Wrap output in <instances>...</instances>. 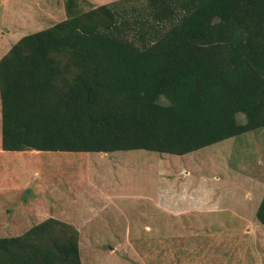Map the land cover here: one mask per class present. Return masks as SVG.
Here are the masks:
<instances>
[{
	"label": "trees",
	"instance_id": "obj_1",
	"mask_svg": "<svg viewBox=\"0 0 264 264\" xmlns=\"http://www.w3.org/2000/svg\"><path fill=\"white\" fill-rule=\"evenodd\" d=\"M66 12L0 58L4 151L184 155L264 127V0H67ZM0 264H83L79 231L49 217L0 237Z\"/></svg>",
	"mask_w": 264,
	"mask_h": 264
},
{
	"label": "rangeland",
	"instance_id": "obj_2",
	"mask_svg": "<svg viewBox=\"0 0 264 264\" xmlns=\"http://www.w3.org/2000/svg\"><path fill=\"white\" fill-rule=\"evenodd\" d=\"M66 2L0 0V58L64 20ZM1 125L0 95V237L55 217L78 229L83 264H264V127L174 155L4 151ZM29 184L42 199L22 207ZM62 192L67 202L53 203Z\"/></svg>",
	"mask_w": 264,
	"mask_h": 264
},
{
	"label": "crops",
	"instance_id": "obj_3",
	"mask_svg": "<svg viewBox=\"0 0 264 264\" xmlns=\"http://www.w3.org/2000/svg\"><path fill=\"white\" fill-rule=\"evenodd\" d=\"M31 188H33V187H31V185L29 184L28 186H26V188L25 189H23V190H25L24 191V194L22 193V207L23 206H30V204L32 203V202H36V201H39L40 199H42V196H39V197H37V195L38 194H40V195H42V193H40L41 191H42V189L41 188H38V187H36V189H35V191H34V193H33V195L32 196H29V193H30V190H31ZM38 188V189H37ZM67 192H62V193H60V194H56V196L55 197H53V199H52V202L53 201H62V202H67V199H65L66 197H68V196H70L69 195V193H67ZM105 196H108L110 199H112V197L111 196H113V195H105ZM79 197V196H78ZM105 198V197H104ZM103 198V199H104ZM53 203H55V202H53Z\"/></svg>",
	"mask_w": 264,
	"mask_h": 264
}]
</instances>
